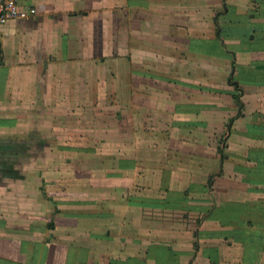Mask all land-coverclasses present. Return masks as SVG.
I'll use <instances>...</instances> for the list:
<instances>
[{
	"label": "crops",
	"instance_id": "1",
	"mask_svg": "<svg viewBox=\"0 0 264 264\" xmlns=\"http://www.w3.org/2000/svg\"><path fill=\"white\" fill-rule=\"evenodd\" d=\"M17 1L0 264H264V0Z\"/></svg>",
	"mask_w": 264,
	"mask_h": 264
},
{
	"label": "built area",
	"instance_id": "2",
	"mask_svg": "<svg viewBox=\"0 0 264 264\" xmlns=\"http://www.w3.org/2000/svg\"><path fill=\"white\" fill-rule=\"evenodd\" d=\"M35 12L33 7H20L17 0H0V25L11 19L28 17Z\"/></svg>",
	"mask_w": 264,
	"mask_h": 264
}]
</instances>
